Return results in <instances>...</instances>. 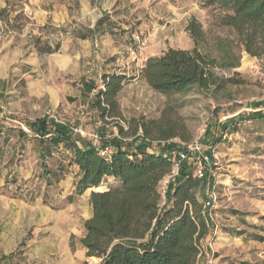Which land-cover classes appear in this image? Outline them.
I'll use <instances>...</instances> for the list:
<instances>
[{
  "label": "rangeland",
  "instance_id": "374dc122",
  "mask_svg": "<svg viewBox=\"0 0 264 264\" xmlns=\"http://www.w3.org/2000/svg\"><path fill=\"white\" fill-rule=\"evenodd\" d=\"M70 1L66 65L59 60L63 52L59 51L52 61L38 67L50 84L53 78L62 94L59 105L44 109L45 115L66 125L79 143L86 141L99 147L114 139L133 146L147 141L154 150L165 145L170 155H179L184 146L199 139L218 164L213 167L215 178L208 172L198 191L204 203L213 182L217 199L208 209L210 215L206 212L210 231L202 240L197 264H264V117L256 116L264 114V60L248 54L236 31L221 23V18L232 12L231 7L223 0H111L103 4L110 10L105 15L113 21V32L103 26L95 38L80 41L79 34L72 31L82 24L81 5ZM10 3L0 8L4 11L0 20L6 21L2 16L16 8L14 1ZM193 19L201 23L203 39L196 40L188 30ZM5 25L11 31L7 33L18 40L23 55L46 26L24 15ZM4 38H0V57ZM220 38L231 44L240 60L237 67L216 69L235 81L221 90H203L195 85L169 96L153 89L141 73L149 57L170 48L197 47L220 63L225 57ZM106 73L126 75L117 97L119 116L108 112L103 115L93 104L97 93L105 88ZM10 77L11 93L25 87V82L15 83L19 74ZM84 83H91V93L82 92ZM12 102L0 99V255L8 257L3 263L99 264L100 259L86 256L79 242L83 228L79 218L86 215L89 202L68 209V192H60L73 189L77 169L63 160V153L55 151L54 157L47 159L48 166L56 171L65 163L66 171L59 182L47 184L35 138L19 136L20 128L32 133L27 125L36 118L30 111L32 102H24L21 109ZM141 123H147L157 139L147 140L142 130L132 135ZM76 127L84 134L75 132ZM170 129L178 135L161 138ZM182 169L194 175L190 158L182 161L174 177L167 176L160 183L161 205L170 203L168 187ZM51 178L55 181L53 175ZM115 184L106 179L102 189ZM66 213L72 221L70 231L66 230ZM32 239L41 246V256L28 262L23 253Z\"/></svg>",
  "mask_w": 264,
  "mask_h": 264
},
{
  "label": "trees",
  "instance_id": "16d2710c",
  "mask_svg": "<svg viewBox=\"0 0 264 264\" xmlns=\"http://www.w3.org/2000/svg\"><path fill=\"white\" fill-rule=\"evenodd\" d=\"M223 2L231 7L232 12L226 13L221 23L236 31L248 54L264 60V0ZM105 22L106 15L98 20L97 26ZM188 30L196 40L204 38L200 22L191 20ZM219 42L224 47L225 56L220 63L197 47L170 48L162 55L149 57L141 73L153 89L169 96L189 91L195 85L203 90H221L227 83L235 81L216 69L237 67L240 60L234 55L230 43L223 38ZM231 58L233 60H229ZM125 79L126 75L121 73L103 75L105 88L93 101L103 115L106 112L110 116L120 115L117 97ZM256 116L263 118L264 114ZM140 130L143 137L157 139L147 123L137 125L132 135L136 136ZM35 133L34 141L49 186L59 182L66 171L65 163L59 164L56 171L47 164V159L54 157L55 151H61V145L66 150L63 160L79 167L80 177L76 181L79 192L98 187L109 178L117 181L107 190L91 193L93 214L85 221L86 233L80 239L87 256L101 258L100 264L198 263L202 240L210 231L204 203L198 195L204 179L182 169L168 187L170 203L161 205L159 185L174 170V160L167 149L157 152L151 149L149 142L133 146L114 139L101 145L111 146V155L106 157L100 153L101 147L86 141L78 143L79 140L65 126L51 131L46 125L44 130L38 128ZM177 135L170 129L161 138ZM19 136L27 137L28 133L20 128ZM6 258L7 255L1 254L0 264H8L3 263Z\"/></svg>",
  "mask_w": 264,
  "mask_h": 264
},
{
  "label": "crops",
  "instance_id": "0c3cea01",
  "mask_svg": "<svg viewBox=\"0 0 264 264\" xmlns=\"http://www.w3.org/2000/svg\"><path fill=\"white\" fill-rule=\"evenodd\" d=\"M14 1L16 3V8L13 10L8 9L7 15L2 17L7 18V20H0V29L6 27L5 24H12L14 20L19 16L31 18L36 24H46L45 28H43L42 33L36 37L33 43H30L29 49L26 51L25 55L22 53V47L19 44L18 40L14 38L12 35L7 33L4 34L5 38L3 41V52L0 57V99H13L14 106L16 108H24V102H32V107H30V111L36 114V118L34 120H29L27 122L28 127L32 130V133H28V136L32 137L34 140V135H36V129L44 130V127L47 125V129L54 130L56 127L60 128L65 126L62 123H56L54 121H50V119L45 115L44 109H48L50 107L58 106L60 103L59 97L62 95L56 87L53 78L51 81L53 83H49L44 79L43 76L38 70L39 65L43 62H50L53 59V55L59 51H63L59 56V60L62 61L66 65V33H71L69 31L66 32V20H69L70 13V0H0V8H5L10 2ZM81 5V16L82 24L78 29H74L72 32L75 34H79L80 41H89L90 38H95L97 33H99L100 29L103 26H106L107 32H113L114 25L112 19L107 20L103 25L97 26L98 20L104 16L105 11L108 10V5L103 4V2H110L111 0H76ZM117 1V0H114ZM66 2L69 4L66 5ZM100 3L101 7L97 6L96 3ZM22 5H20V4ZM10 6V5H9ZM3 9H0V16L2 14ZM4 12V11H3ZM73 15V14H71ZM5 23H3V22ZM12 27V26H11ZM9 29V26H7ZM20 59L22 61L21 67L18 66V61ZM41 60V61H40ZM13 68V69H12ZM13 70V71H12ZM20 70V71H18ZM13 72V73H12ZM11 74H19L20 77L15 80L25 82V87H20L11 93L12 91L8 90V86L10 81L12 80L10 77ZM14 80V79H13ZM84 88L82 92L91 93L94 88H91V83H84ZM64 94V93H63ZM66 99V95H65ZM63 100V99H62ZM45 122V125H43ZM148 140V139H147ZM147 142V141H144ZM79 143V142H78ZM82 144V143H80ZM165 146V145H164ZM163 148H167L166 146ZM153 151L154 148L151 147ZM161 150V149H160ZM66 150L61 145V151L59 153H65ZM55 154V152H54ZM77 169L75 173L77 174V178L80 177L79 167L74 164ZM117 183L114 178H109ZM104 183V182H103ZM107 189H102V185L98 187H91L85 190L84 192H79L77 190L76 181L73 182V189L71 191H63L61 193L66 194V208L68 209H76L80 206L81 203H85V201L89 202V208L87 209L86 215L80 217L79 220H82L83 228L81 229L80 239L85 235V221L89 219L93 214V208L90 202V196L92 191H103ZM65 196V195H64ZM64 198V197H62ZM71 218L70 214L66 213V230L70 231L71 229ZM36 239H32L29 242L28 248L24 251L23 255L27 259L28 262L31 259H35L39 256L41 246H39ZM81 249L85 252L87 256V250L80 242ZM13 252L12 250H10ZM9 251V252H10ZM8 253V251H6ZM94 258H101L96 256H91ZM100 264V263H99Z\"/></svg>",
  "mask_w": 264,
  "mask_h": 264
},
{
  "label": "built area",
  "instance_id": "2783aa9c",
  "mask_svg": "<svg viewBox=\"0 0 264 264\" xmlns=\"http://www.w3.org/2000/svg\"><path fill=\"white\" fill-rule=\"evenodd\" d=\"M7 30V32H11L9 29H7V26L0 29V38L2 35H4V31ZM75 132H80L84 134V131L81 128H73ZM100 153L103 156H110L111 155V146H100ZM179 155H171L172 159L174 160V168L177 170H173L174 172L170 174L169 176H174L179 171V166L182 163V161L186 159H191L192 165L194 166V175L196 177H199L201 179H207L208 178V172H211V175L213 179L215 178V171L213 170V167L218 164V162L213 160L212 152L208 149H204L202 142L197 139L192 143L187 144L183 147V149L178 153ZM208 196L206 200L204 201V207L206 212L208 209H212L215 206L216 202V194L214 190L213 182H210L209 184V191ZM209 213V211H208ZM210 215V213H209Z\"/></svg>",
  "mask_w": 264,
  "mask_h": 264
}]
</instances>
